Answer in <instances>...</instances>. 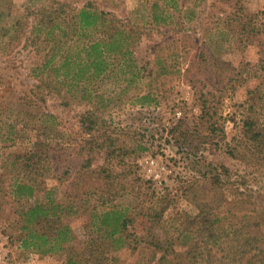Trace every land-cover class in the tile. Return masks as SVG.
<instances>
[{
    "label": "rangeland",
    "instance_id": "374dc122",
    "mask_svg": "<svg viewBox=\"0 0 264 264\" xmlns=\"http://www.w3.org/2000/svg\"><path fill=\"white\" fill-rule=\"evenodd\" d=\"M179 1L187 17L181 19L173 5L166 4L174 15L163 24L152 20L153 0H72L77 6L92 2L145 29L136 49L143 66V84L120 93L119 88L114 89V80L107 79L103 83L104 105L87 102L81 94L43 93L32 73L40 54L31 47L0 55V264H65L64 252L41 254L22 247L10 227L18 206L26 201L21 203L8 194L11 166L6 157L9 152L25 151L36 141L45 145L50 167L39 176L43 185L30 198L32 203L46 199V188H52L51 195L64 204L72 200L75 182L87 152H91L93 168L109 165L119 175L116 200L138 204L137 208L145 204L148 210L166 208L155 231L164 240L172 236L181 250L199 236L193 225L190 236L182 232L187 219L200 223L203 202L217 211L216 201L221 196L209 179L222 166L229 167L234 177L242 176L243 181L239 191L226 188L228 206L223 201V207H241L255 216L263 211L264 171L250 172L229 154L228 146L240 135L241 104L249 88L260 81L253 71L260 46H264V0ZM27 2L0 0V34L2 26L26 14ZM240 17L244 22H257L254 35L240 34ZM158 56L165 68H159ZM149 90L154 101L137 100L139 93ZM204 103L215 111L216 132L198 133ZM89 109L100 116L94 130L88 129L89 121H82ZM43 112L51 114L44 123ZM175 125L179 129L174 132ZM103 140L106 147L100 150L97 141ZM140 193L143 196L138 199ZM77 197L79 211L65 214L64 219L77 235L75 244L83 245L91 202L86 193ZM239 197L249 201L236 204ZM94 198L97 196H91ZM144 212L136 217L135 227L130 225V231L138 235L150 225ZM228 219L235 222L232 215ZM151 251L148 246L137 250L124 247L114 251L112 264H154Z\"/></svg>",
    "mask_w": 264,
    "mask_h": 264
},
{
    "label": "trees",
    "instance_id": "16d2710c",
    "mask_svg": "<svg viewBox=\"0 0 264 264\" xmlns=\"http://www.w3.org/2000/svg\"><path fill=\"white\" fill-rule=\"evenodd\" d=\"M170 3L181 19L187 17L179 0H163V3L153 0L154 23L166 24L173 17L174 13L166 7ZM26 8V14L2 26L0 55L4 52L14 54L20 47H31L32 51L40 54V61L32 68V73L38 80L36 86L43 93L81 94L87 102L104 105L107 98L103 83L107 79L114 80V89L119 88L120 93L143 84V66L136 56V49L145 34L141 24L123 19L92 2L77 6L72 0H28ZM158 8H161L160 12L156 10ZM255 17L257 15L252 18ZM253 19L244 22L239 18L237 27L240 34L248 37L255 34L252 31H256L258 25ZM259 52L253 75L260 81L249 88L241 104L244 110L240 135L233 137L228 146L229 154L255 173L264 171V46H260ZM158 58L159 68H165ZM136 98L142 103L155 100L151 90L139 93ZM214 114L211 105L204 103L198 133L201 130L213 133L219 129ZM47 116L51 114L42 113V123ZM82 117L83 123L90 122L89 130H94L100 121V116L93 109L87 110ZM178 129L179 125H175L172 131ZM105 143V140L97 141L100 150L106 147ZM44 146L36 141L25 151L9 152L6 157L11 166L8 194L21 203L26 201L18 206L10 224L16 233L15 240L22 247L41 254L64 252L65 264H108L110 260L109 264H112L114 251L147 246L153 249L151 260L154 264H264V206L257 216L241 207H223V201L226 202L225 207L228 206L226 188L232 186L239 191L243 186L242 176L234 177L229 167L222 166L209 179L221 196L216 201L217 211L214 212L215 207L209 202H203L200 223L187 219L182 232L190 236L188 233L193 225L194 234L199 236L181 250L172 236L164 240L155 231V225L163 218L166 208L148 210L145 204L137 208L138 204L116 200V191L120 188L114 189L119 175L114 174L109 165L93 168L91 152H87L75 182L72 200L64 204L51 195L52 188H46V199L32 203L30 198L43 185L39 176L50 167ZM114 152L113 149L109 153ZM2 175L0 173V178ZM79 193H86L91 202L83 245L75 244L77 235L64 219L65 214L79 211L75 204ZM141 194L137 195L138 199L143 196ZM94 195L97 198L92 200ZM247 196L251 198V194ZM236 201L239 204L249 200L239 197ZM143 211V217L146 216L150 225L144 234L138 235L130 231V225L134 226L136 217ZM230 215L235 222L228 219Z\"/></svg>",
    "mask_w": 264,
    "mask_h": 264
}]
</instances>
